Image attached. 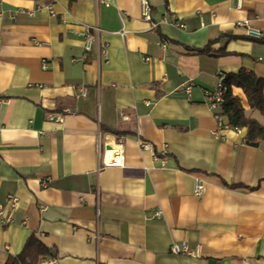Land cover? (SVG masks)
<instances>
[{
  "label": "crops",
  "instance_id": "1",
  "mask_svg": "<svg viewBox=\"0 0 264 264\" xmlns=\"http://www.w3.org/2000/svg\"><path fill=\"white\" fill-rule=\"evenodd\" d=\"M149 2L153 21L141 0H0V203L19 198L12 221L0 217V264L33 233L56 253L38 264H264V141L247 144L246 127L213 135L204 94L220 73L264 78V38L238 24L264 32V0ZM87 25L101 30L84 60ZM210 41L229 54L187 48ZM112 139L122 163L103 165Z\"/></svg>",
  "mask_w": 264,
  "mask_h": 264
},
{
  "label": "built area",
  "instance_id": "2",
  "mask_svg": "<svg viewBox=\"0 0 264 264\" xmlns=\"http://www.w3.org/2000/svg\"><path fill=\"white\" fill-rule=\"evenodd\" d=\"M246 0H237V7L241 8L243 6V3ZM142 2V17L147 21H153L152 14H153V8L149 2V0H141ZM46 7L50 12L54 14L53 8L51 5H41L38 7L42 8ZM24 10V9H22ZM29 15H34V11L28 12ZM238 24L244 28L245 33L247 37L253 38V39H263L264 38V32L258 28H255L252 26L251 21L249 19H243L239 20ZM156 25V24H154ZM183 26V25H181ZM101 28L99 26H85L84 31V54L83 59L87 60L90 52L93 49V45L97 39V34ZM120 33L124 36L126 34V30L122 29ZM109 55V50L107 44H100L98 49V60L102 62L103 60H107ZM225 73H220L218 76L217 84L213 88H207L204 90L205 99L210 105V107L215 111V117L217 119V129L213 131V135H215L217 138L223 137L221 134L222 130L229 128V125L227 123L226 116H224L222 112V102L224 101V94L227 91V86L225 85ZM192 88L191 85L186 86V90H190ZM88 92L87 87L85 86H79L75 88V93L77 97L86 96ZM100 141V137H99ZM140 146L143 149H147L150 151H154V146L151 142L147 140H140L139 141ZM100 147V142H99ZM123 159V147L122 142L117 143V148H114L112 150V147H110L109 150L104 152V157L102 160L103 165H109V164H119L122 163ZM43 185H47L49 183V180L43 179L42 180ZM206 190V185L202 179L199 177H195L194 181V193L197 196H201L204 194ZM19 206V198L16 195L10 194L6 200V203H0V217L2 220V223L8 224L12 221V216L10 213H6V209L14 210ZM47 209L46 205H41V211H44ZM162 215V211L159 210L156 212V216L160 217ZM171 251L175 254H195V250L190 248L187 244L181 243L179 241H174L171 246Z\"/></svg>",
  "mask_w": 264,
  "mask_h": 264
},
{
  "label": "trees",
  "instance_id": "3",
  "mask_svg": "<svg viewBox=\"0 0 264 264\" xmlns=\"http://www.w3.org/2000/svg\"><path fill=\"white\" fill-rule=\"evenodd\" d=\"M261 40V39H260ZM214 41H210L204 47H187L189 50L197 53H205L214 57H221L229 54L226 50H215L212 48ZM225 85L227 91L224 94L222 102V114L226 116L229 127L248 129L246 143L251 146H259L264 141V125L257 119L248 117L245 108L238 97L233 92L234 87H241L252 108L259 110L264 114V78L256 73L241 68L237 72L225 73ZM110 133L118 134L116 130L107 129ZM233 187H246L242 184L233 185ZM56 255L55 251L45 245L36 235L31 234L22 250L17 254H11L5 264H38L43 258Z\"/></svg>",
  "mask_w": 264,
  "mask_h": 264
},
{
  "label": "bare ground",
  "instance_id": "4",
  "mask_svg": "<svg viewBox=\"0 0 264 264\" xmlns=\"http://www.w3.org/2000/svg\"><path fill=\"white\" fill-rule=\"evenodd\" d=\"M108 146L112 147V150H114V148H117V143H115V141L112 139V140H109Z\"/></svg>",
  "mask_w": 264,
  "mask_h": 264
},
{
  "label": "water",
  "instance_id": "5",
  "mask_svg": "<svg viewBox=\"0 0 264 264\" xmlns=\"http://www.w3.org/2000/svg\"><path fill=\"white\" fill-rule=\"evenodd\" d=\"M109 149H110V147L107 148V150H109Z\"/></svg>",
  "mask_w": 264,
  "mask_h": 264
}]
</instances>
